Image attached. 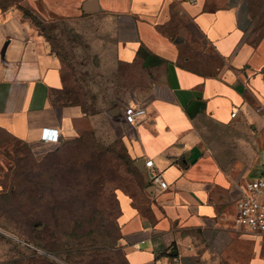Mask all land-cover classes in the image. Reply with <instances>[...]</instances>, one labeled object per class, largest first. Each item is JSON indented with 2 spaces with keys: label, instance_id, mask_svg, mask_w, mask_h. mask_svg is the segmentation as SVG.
I'll return each instance as SVG.
<instances>
[{
  "label": "crops",
  "instance_id": "0c3cea01",
  "mask_svg": "<svg viewBox=\"0 0 264 264\" xmlns=\"http://www.w3.org/2000/svg\"><path fill=\"white\" fill-rule=\"evenodd\" d=\"M52 24L71 42L86 36L95 67L123 69L106 113L128 128L140 174L137 189L116 192L129 264H264V236L234 219L264 155V26L247 0H0V132L35 146L76 136L95 116L61 97ZM129 105L146 112L127 122ZM44 127L61 140L43 142Z\"/></svg>",
  "mask_w": 264,
  "mask_h": 264
},
{
  "label": "rangeland",
  "instance_id": "374dc122",
  "mask_svg": "<svg viewBox=\"0 0 264 264\" xmlns=\"http://www.w3.org/2000/svg\"><path fill=\"white\" fill-rule=\"evenodd\" d=\"M247 4L264 26V0ZM48 27L68 80L62 99L82 103L95 116L91 127L54 145H30L0 132V264H34L35 252L52 264H129L116 192L137 189L140 174L123 137L128 128L106 113L112 87L126 85L123 69L95 67L86 36L76 38L77 45L54 24ZM142 76V82L156 78L154 72ZM263 167L264 155L248 177L260 176Z\"/></svg>",
  "mask_w": 264,
  "mask_h": 264
},
{
  "label": "built area",
  "instance_id": "2783aa9c",
  "mask_svg": "<svg viewBox=\"0 0 264 264\" xmlns=\"http://www.w3.org/2000/svg\"><path fill=\"white\" fill-rule=\"evenodd\" d=\"M257 110L261 111V107H258ZM145 112L144 108H136L133 105L126 106L124 108L125 120L132 123L138 115ZM238 112L239 110L235 109L232 112V117H236ZM61 135L62 133L57 128L44 127L41 139L46 143L59 142ZM146 165L151 167L153 160H147ZM152 181L159 183L162 187H167V182L160 172L153 174ZM236 207L235 223L264 236V167L260 176L247 180L236 199Z\"/></svg>",
  "mask_w": 264,
  "mask_h": 264
},
{
  "label": "trees",
  "instance_id": "16d2710c",
  "mask_svg": "<svg viewBox=\"0 0 264 264\" xmlns=\"http://www.w3.org/2000/svg\"><path fill=\"white\" fill-rule=\"evenodd\" d=\"M32 260L34 261V264H52L49 259L43 255L37 254L36 252L32 257Z\"/></svg>",
  "mask_w": 264,
  "mask_h": 264
},
{
  "label": "water",
  "instance_id": "95a60500",
  "mask_svg": "<svg viewBox=\"0 0 264 264\" xmlns=\"http://www.w3.org/2000/svg\"><path fill=\"white\" fill-rule=\"evenodd\" d=\"M193 106H194V104H193ZM188 110H189L190 112H192V110H193V107H192V106H191V107H189V109H188ZM144 162H145V161H144ZM135 165H136L137 167H139L137 162L135 163ZM139 168H140V167H139Z\"/></svg>",
  "mask_w": 264,
  "mask_h": 264
}]
</instances>
